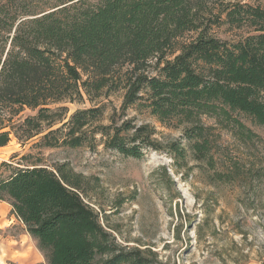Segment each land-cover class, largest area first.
<instances>
[{
  "label": "trees",
  "instance_id": "1",
  "mask_svg": "<svg viewBox=\"0 0 264 264\" xmlns=\"http://www.w3.org/2000/svg\"><path fill=\"white\" fill-rule=\"evenodd\" d=\"M214 4L0 0V148L12 138L25 143L38 136L46 148H91L100 136L126 157L160 151L149 124L118 125L114 109L104 125L105 105L68 118L67 103L117 93H123V115L140 106L166 127L183 126L198 161L214 163L215 126L204 118L233 125L251 140L255 134L239 117L264 128V0ZM222 24L244 35L233 43L215 38L210 30ZM26 109L37 114L23 118ZM29 159L23 156L25 164L0 180V202L11 206L47 264H148L103 227L83 198L82 175Z\"/></svg>",
  "mask_w": 264,
  "mask_h": 264
},
{
  "label": "rangeland",
  "instance_id": "2",
  "mask_svg": "<svg viewBox=\"0 0 264 264\" xmlns=\"http://www.w3.org/2000/svg\"><path fill=\"white\" fill-rule=\"evenodd\" d=\"M210 34L233 43L244 31L222 24ZM122 103L123 93H117L108 100L66 106L68 118L97 104L106 106L104 125L114 109L118 125L126 120L149 124L156 129L160 151L148 148L135 159L107 149L100 136L94 147L75 149L43 147L41 136L25 143L12 138L0 148V180L25 164L21 158L28 155V161L50 170L65 166L82 175L83 198L103 227L121 249L138 251L148 264H264V128L240 115L255 134L241 139L233 125L225 128L204 118L215 126L217 137L210 164L195 159L183 126L166 127L140 106L123 115ZM36 114L26 109L22 117ZM0 264H47L6 202H0Z\"/></svg>",
  "mask_w": 264,
  "mask_h": 264
},
{
  "label": "crops",
  "instance_id": "3",
  "mask_svg": "<svg viewBox=\"0 0 264 264\" xmlns=\"http://www.w3.org/2000/svg\"><path fill=\"white\" fill-rule=\"evenodd\" d=\"M10 206V205H9ZM11 207V206H10ZM11 211H12V208H11ZM15 216V215H14ZM23 225V224H22ZM23 227H24V225H23ZM25 228V227H24ZM26 230V229H25Z\"/></svg>",
  "mask_w": 264,
  "mask_h": 264
}]
</instances>
